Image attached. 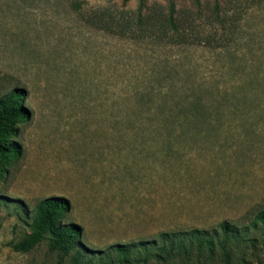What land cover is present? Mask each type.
I'll return each instance as SVG.
<instances>
[{"label": "rangeland", "instance_id": "374dc122", "mask_svg": "<svg viewBox=\"0 0 264 264\" xmlns=\"http://www.w3.org/2000/svg\"><path fill=\"white\" fill-rule=\"evenodd\" d=\"M14 89L28 118L0 161V264H55L45 240L8 246L50 196L79 232L62 264L193 229L210 250L138 264H264V0H0V98Z\"/></svg>", "mask_w": 264, "mask_h": 264}, {"label": "trees", "instance_id": "16d2710c", "mask_svg": "<svg viewBox=\"0 0 264 264\" xmlns=\"http://www.w3.org/2000/svg\"><path fill=\"white\" fill-rule=\"evenodd\" d=\"M130 0H121L122 3ZM22 90L14 89L0 98V161L4 162L8 158L18 153V147L12 137L15 133L16 125L24 122L28 118V112L22 105ZM5 172L0 167V176ZM68 202L57 196H50L39 200L35 207L31 221L29 223V232L16 242H10L9 247L17 253H26L36 244L45 240L47 250L55 253V264H62L64 258L74 250L78 245L76 238L79 235L78 227L72 223L61 221L62 217L68 212ZM253 223H259L263 228L264 235V209L257 212L254 216ZM221 238L225 240L229 235L234 234L233 227L223 221L218 225ZM167 234L158 235L159 242L165 241L171 236ZM187 235V236H186ZM179 240H169L168 245L158 244L153 241H139L128 244H113L108 247L107 252H111L116 258L110 264H138L139 255L145 262L148 257L156 261H164V255H169L173 247L187 252L185 245L194 247L197 252H202L204 248H211V241L207 238V233L200 230H190L185 234L179 235ZM184 239L188 240L187 244ZM157 244L158 246H155ZM134 248L137 252L134 254ZM152 253L148 254L149 250ZM223 260L228 261V253L222 251ZM78 252L75 251L69 258L70 264H78Z\"/></svg>", "mask_w": 264, "mask_h": 264}]
</instances>
